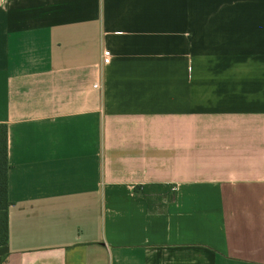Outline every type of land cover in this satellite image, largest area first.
<instances>
[{
    "label": "crops",
    "instance_id": "1",
    "mask_svg": "<svg viewBox=\"0 0 264 264\" xmlns=\"http://www.w3.org/2000/svg\"><path fill=\"white\" fill-rule=\"evenodd\" d=\"M0 123V264H264V0H0Z\"/></svg>",
    "mask_w": 264,
    "mask_h": 264
},
{
    "label": "trees",
    "instance_id": "2",
    "mask_svg": "<svg viewBox=\"0 0 264 264\" xmlns=\"http://www.w3.org/2000/svg\"><path fill=\"white\" fill-rule=\"evenodd\" d=\"M8 168L7 127L5 123H0V243H4L6 241V225H4L3 217L9 205L7 197Z\"/></svg>",
    "mask_w": 264,
    "mask_h": 264
},
{
    "label": "rangeland",
    "instance_id": "3",
    "mask_svg": "<svg viewBox=\"0 0 264 264\" xmlns=\"http://www.w3.org/2000/svg\"><path fill=\"white\" fill-rule=\"evenodd\" d=\"M163 190L166 191L165 189H161L158 186H151L150 188L145 190V192L148 194L150 205L154 208L160 207L161 200L158 199V194Z\"/></svg>",
    "mask_w": 264,
    "mask_h": 264
},
{
    "label": "built area",
    "instance_id": "4",
    "mask_svg": "<svg viewBox=\"0 0 264 264\" xmlns=\"http://www.w3.org/2000/svg\"><path fill=\"white\" fill-rule=\"evenodd\" d=\"M111 51L108 48H104L102 50V63L103 64H108L111 60ZM94 87H96V84L93 85Z\"/></svg>",
    "mask_w": 264,
    "mask_h": 264
}]
</instances>
